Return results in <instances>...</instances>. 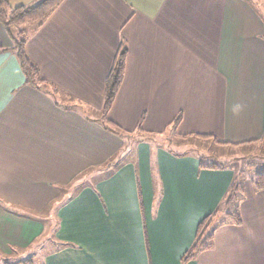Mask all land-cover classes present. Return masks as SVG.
Wrapping results in <instances>:
<instances>
[{
    "label": "crops",
    "instance_id": "crops-1",
    "mask_svg": "<svg viewBox=\"0 0 264 264\" xmlns=\"http://www.w3.org/2000/svg\"><path fill=\"white\" fill-rule=\"evenodd\" d=\"M22 26L27 56L56 90L25 83L0 23V257L264 264V189L251 176L240 223L216 218L210 246L182 260L235 171L201 168L197 155L133 132L142 117L138 134L174 126L229 145L261 138L264 0H62L35 30ZM122 47L112 124L103 123L104 83Z\"/></svg>",
    "mask_w": 264,
    "mask_h": 264
},
{
    "label": "trees",
    "instance_id": "trees-1",
    "mask_svg": "<svg viewBox=\"0 0 264 264\" xmlns=\"http://www.w3.org/2000/svg\"><path fill=\"white\" fill-rule=\"evenodd\" d=\"M62 0H40L30 6H16L11 7L8 0H0V23L5 28L6 32L9 34L13 40V47L11 48L14 54L18 66L23 73L25 78V83L33 86L37 89L54 93L56 88L51 84L45 82L39 77L38 67L29 59L25 51L26 38L29 35L28 31L23 28L22 25L30 24V32L35 30L36 27L51 14V12L60 4ZM7 51V49L0 47V53ZM124 59H125V48L122 47L117 52L115 61L109 74L105 80L103 106L101 109V115L103 116V123L108 122L106 120V114L109 111L115 95L117 93L118 87L121 83L124 70ZM174 122H177L175 120ZM173 122V123H174ZM109 125V124H107ZM106 125V127H107ZM175 125V124H174ZM112 126V125H111ZM109 126V129L112 127ZM174 128V126H173ZM187 136H197L204 139H210L220 148L222 147H241L248 144H253L256 142H261L264 144V134L257 141H249L241 145H229L226 142L219 141L211 135L204 134H188ZM204 157L198 156V164L201 168L207 169H222L225 167H230L229 163L223 161H204ZM227 164V165H226ZM245 170L240 169L235 172V176L228 186L219 208H217L212 213L207 214L203 217L197 227L195 232V237L193 243L188 251L182 257V260H188L192 258L199 250L208 248L211 241V229L212 224L216 218L223 217L225 220H230L236 224L240 223V212L238 209V202L242 197L243 184L245 178ZM251 183L255 190L264 189V170H258L251 176ZM221 213V214H220ZM7 264V263H5Z\"/></svg>",
    "mask_w": 264,
    "mask_h": 264
},
{
    "label": "rangeland",
    "instance_id": "rangeland-1",
    "mask_svg": "<svg viewBox=\"0 0 264 264\" xmlns=\"http://www.w3.org/2000/svg\"><path fill=\"white\" fill-rule=\"evenodd\" d=\"M30 25V24H29ZM30 29V26H29ZM103 119V117H102ZM142 117L137 122L134 135L136 138H144L152 141L155 144L164 145L171 152L176 153H192L197 156L204 157V161L213 162L223 161L229 163L235 172L244 169L246 176H253V173L258 170H264V144L256 142L253 144L244 145L241 147H222L220 148L210 139H204L197 136L180 135L173 130V127L163 131L161 135L150 136L147 134H138L142 125ZM128 132V131H126ZM226 164V165H227ZM40 253L32 255L31 261H37L34 257ZM29 253H15L0 257V264H20L24 260L28 263ZM24 260H23V259Z\"/></svg>",
    "mask_w": 264,
    "mask_h": 264
}]
</instances>
